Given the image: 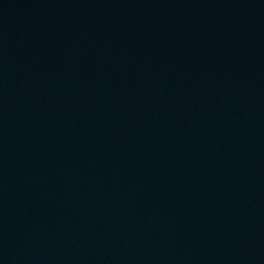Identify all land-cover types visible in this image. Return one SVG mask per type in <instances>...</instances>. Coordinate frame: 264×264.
<instances>
[{"label":"water","instance_id":"water-1","mask_svg":"<svg viewBox=\"0 0 264 264\" xmlns=\"http://www.w3.org/2000/svg\"><path fill=\"white\" fill-rule=\"evenodd\" d=\"M0 264H264V0H0Z\"/></svg>","mask_w":264,"mask_h":264}]
</instances>
